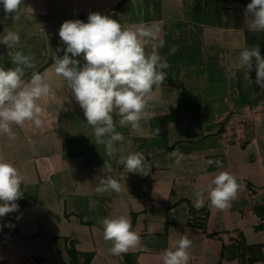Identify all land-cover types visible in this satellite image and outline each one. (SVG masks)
Wrapping results in <instances>:
<instances>
[{
	"label": "crops",
	"instance_id": "obj_1",
	"mask_svg": "<svg viewBox=\"0 0 264 264\" xmlns=\"http://www.w3.org/2000/svg\"><path fill=\"white\" fill-rule=\"evenodd\" d=\"M118 1L24 0L18 20L0 22V35L11 29L20 36L12 48L0 44V67L14 68L9 53L16 51L39 52L42 66L58 53L49 56L50 44L65 47L58 35L64 21L87 22L89 13L105 14ZM250 2L127 0L111 15L127 25L155 22L164 41L157 51L170 65L165 82L153 87L146 109L152 116L141 121V131L121 127L113 114L124 136L115 145L119 154L143 152L152 163L148 176L127 174L109 160L63 78L52 74V93L41 101L43 127L14 125V141L0 135V158L25 177L19 210L0 217V264H162L161 253L185 234L192 241L189 264H264V89L255 83V66L251 84L239 67L245 47L259 44L264 57V32L249 31L245 23ZM177 148L184 154L179 166L168 155ZM105 161L125 185L122 192L95 193ZM221 171L242 185L231 206L219 210L205 194L197 209L195 187ZM90 201L96 203L90 207ZM119 215L130 218L143 247L114 256L101 221Z\"/></svg>",
	"mask_w": 264,
	"mask_h": 264
},
{
	"label": "clouds",
	"instance_id": "obj_2",
	"mask_svg": "<svg viewBox=\"0 0 264 264\" xmlns=\"http://www.w3.org/2000/svg\"><path fill=\"white\" fill-rule=\"evenodd\" d=\"M24 0H0L6 22L9 16L18 20ZM245 23L252 32H264V0H251L246 6ZM161 29L155 23L139 25L122 24L111 16L99 12L89 13L87 22L80 19L64 21L58 35L65 47L62 56H55L52 71H36L34 54L22 51L9 53L14 68L0 67V135L11 141L18 138L13 126L24 128L32 126L40 129L44 125L45 109L41 101L52 93L50 80L54 73L62 77L67 90L75 98L84 112L87 124L93 128L96 145H103L109 160L123 165L125 171L148 176L152 163L141 151L120 155L115 145L124 141L122 133L116 130L113 114L119 117L121 127L130 126L141 131V121L151 119L147 106L153 99V87L159 88L166 80L164 69L170 67L168 61L157 51L163 47ZM20 42L19 33L5 29L0 35V44L12 48ZM151 44L152 51L146 46ZM82 57L81 60L77 59ZM255 66V83L264 89V57L261 56L259 44L245 47L239 53V67L245 68V79L252 83L249 73ZM25 69H33L31 78L25 79ZM230 78L235 72L229 70ZM159 128L155 135L159 136ZM176 166L181 164L184 154L177 148L170 152ZM205 165L215 164L222 167L219 160H206ZM157 166V165H156ZM102 171L106 173L94 189L98 195L107 192L120 193L122 185L110 173L112 164L105 161ZM24 175L11 162L0 158V217L19 210L17 201L22 198L21 184ZM242 185L236 176L227 171L217 173L208 183L195 187L194 206H204V197L219 210L231 206ZM96 202L90 201V207ZM103 238L111 241L110 254L120 256L133 248H142V239L133 230L131 220L126 215L103 218ZM151 233V228H149ZM192 241L188 236L180 235L173 248L161 253L162 264H189ZM174 249V250H173Z\"/></svg>",
	"mask_w": 264,
	"mask_h": 264
},
{
	"label": "water",
	"instance_id": "obj_3",
	"mask_svg": "<svg viewBox=\"0 0 264 264\" xmlns=\"http://www.w3.org/2000/svg\"><path fill=\"white\" fill-rule=\"evenodd\" d=\"M126 1L127 0H119L109 11H107L103 15H108V16L113 15ZM63 54H64L63 51L58 52L52 58H50L46 63H44L42 66H40L36 71H39V72L44 71L45 69H47L48 67H50L52 65V63L54 62L53 58L55 56H62ZM31 75L28 78H26V80L30 79Z\"/></svg>",
	"mask_w": 264,
	"mask_h": 264
},
{
	"label": "rangeland",
	"instance_id": "obj_4",
	"mask_svg": "<svg viewBox=\"0 0 264 264\" xmlns=\"http://www.w3.org/2000/svg\"><path fill=\"white\" fill-rule=\"evenodd\" d=\"M56 44V43H55ZM55 44H50V46H49V50H47V52H48V54H49V56L50 55H52V54H54L55 53V51H56V49H54L55 48ZM58 45V44H57ZM44 47V46H43ZM34 55H35V63H36V65H37V67L39 68V65L40 64H42V62L44 61V59H43V55H41L40 56V54H39V52H37V51H35L34 52ZM48 56V57H49ZM37 69V68H36ZM35 69V70H36ZM32 69H25V75L28 73L27 71H31ZM46 71V70H45ZM42 74H43V72H42Z\"/></svg>",
	"mask_w": 264,
	"mask_h": 264
},
{
	"label": "trees",
	"instance_id": "obj_5",
	"mask_svg": "<svg viewBox=\"0 0 264 264\" xmlns=\"http://www.w3.org/2000/svg\"><path fill=\"white\" fill-rule=\"evenodd\" d=\"M238 249H241V247L239 246ZM68 254L70 256L71 262L73 263L75 260V254L72 252V250H68ZM247 264H249V263H247Z\"/></svg>",
	"mask_w": 264,
	"mask_h": 264
}]
</instances>
